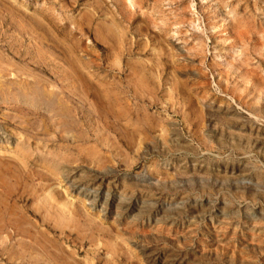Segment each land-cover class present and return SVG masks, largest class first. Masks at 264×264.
Returning <instances> with one entry per match:
<instances>
[{"label": "rangeland", "instance_id": "obj_1", "mask_svg": "<svg viewBox=\"0 0 264 264\" xmlns=\"http://www.w3.org/2000/svg\"><path fill=\"white\" fill-rule=\"evenodd\" d=\"M0 264H264V0H0Z\"/></svg>", "mask_w": 264, "mask_h": 264}]
</instances>
